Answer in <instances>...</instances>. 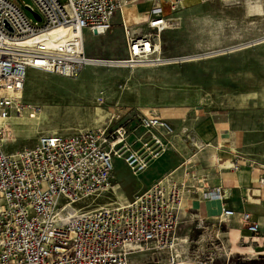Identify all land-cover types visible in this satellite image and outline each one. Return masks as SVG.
Listing matches in <instances>:
<instances>
[{"label":"built area","instance_id":"built-area-1","mask_svg":"<svg viewBox=\"0 0 264 264\" xmlns=\"http://www.w3.org/2000/svg\"><path fill=\"white\" fill-rule=\"evenodd\" d=\"M139 1L150 5L145 30L120 18L125 52L112 61L125 66L144 65L157 54L154 37L183 0H32L35 9L25 4L39 20L15 0H0V134L6 120L25 110L20 98L30 70L70 77L84 62H97L84 56V33L104 34L122 6ZM55 27L63 30L50 35ZM121 117V110H112L103 127L41 134L32 147L13 152L0 138V264H129L126 255L132 252L172 249L184 199L197 193L192 173L189 180L163 175L130 200L88 208L112 190L114 159L135 176L173 147L174 129L160 116L140 114L133 127ZM228 166L235 168V161ZM254 180L263 183L261 177ZM200 193L224 195L219 186ZM234 214L223 206L217 220ZM239 221L264 250L257 222L248 212H241ZM168 256L162 264H187L178 254Z\"/></svg>","mask_w":264,"mask_h":264},{"label":"rangeland","instance_id":"rangeland-1","mask_svg":"<svg viewBox=\"0 0 264 264\" xmlns=\"http://www.w3.org/2000/svg\"><path fill=\"white\" fill-rule=\"evenodd\" d=\"M15 1L32 18L24 9L25 4L35 9L32 0ZM190 1L169 14L166 28L154 37L157 54L144 65L112 61L124 56L122 30L114 22L102 36L83 35L84 56L97 59L96 64H84L70 77L30 70L20 98L25 108L20 120L11 117L3 123L5 150L32 147L41 134L103 127L112 110H121V123L131 127L140 114L165 119L176 134L173 147L135 176L114 159L112 190L94 198L88 206L94 208L132 199L179 165L186 172L191 165L203 170L209 148L194 133L199 117L225 118L243 133L252 128L264 132V0ZM125 9L121 14L127 20L130 10ZM235 227L228 221L200 219L187 203L173 232L172 249L138 254L131 264H162L168 252L187 264H253L264 258L262 247L254 249L251 239L238 236Z\"/></svg>","mask_w":264,"mask_h":264},{"label":"crops","instance_id":"crops-1","mask_svg":"<svg viewBox=\"0 0 264 264\" xmlns=\"http://www.w3.org/2000/svg\"><path fill=\"white\" fill-rule=\"evenodd\" d=\"M149 6V2L145 1L126 4L122 8L130 10L128 19L124 20L121 12L115 13L111 18V25L116 22L121 29L120 18L129 27L144 25ZM140 16L141 18L133 25L132 22ZM141 29L145 30V27ZM114 35L112 32V36ZM193 127L195 136L204 143V147L209 148V151L203 157L206 160L203 170L194 169L191 165L186 172L184 165H179L171 173L186 177L189 172L196 178L194 185L197 193L184 199V205L189 203L194 215L200 219H217L223 206L232 209L235 214L227 221L231 226H236L238 236H247L239 221V214L248 212L251 220L257 222L259 229L264 231V132L252 128V132L243 133L244 129L232 128L225 118L211 116L199 117ZM233 161L236 164L235 168L228 166ZM189 177L190 175L187 176L188 180ZM256 177H261L263 183L260 185L256 183L254 180ZM216 186H219L224 194L220 198L201 195L200 192H206ZM235 229L231 230L232 233ZM252 242L254 249L261 247L255 241Z\"/></svg>","mask_w":264,"mask_h":264},{"label":"bare ground","instance_id":"bare-ground-1","mask_svg":"<svg viewBox=\"0 0 264 264\" xmlns=\"http://www.w3.org/2000/svg\"><path fill=\"white\" fill-rule=\"evenodd\" d=\"M187 2V3H186ZM191 1L190 0H183L182 1V6L185 4V6L184 7H186L187 5H188V3H190ZM196 2H200V1H198V0H196ZM259 4V3H258ZM252 5V4H251ZM181 6V7H182ZM188 6H190V5H188ZM254 7H256L257 8V6L256 5H254ZM250 9V8H249ZM124 11H126V9L124 10ZM63 30V28L62 27H55V28H52V30L49 32L50 33V35H54V34H56V33H59V32H61ZM97 62L96 61H94V60H90V61H86V62H84L83 64H85V65H94V64H96ZM21 117V116H20ZM18 118H19V116H18ZM6 126V125H5ZM4 127V126H3ZM147 252H155V250H142V251H137V252H132V253H130V254H127L126 255V260H127V263H132V258H133V256H137L138 254H141V253H147Z\"/></svg>","mask_w":264,"mask_h":264},{"label":"trees","instance_id":"trees-1","mask_svg":"<svg viewBox=\"0 0 264 264\" xmlns=\"http://www.w3.org/2000/svg\"><path fill=\"white\" fill-rule=\"evenodd\" d=\"M251 263H253V264H264V258L262 256H260L258 260H253Z\"/></svg>","mask_w":264,"mask_h":264},{"label":"water","instance_id":"water-1","mask_svg":"<svg viewBox=\"0 0 264 264\" xmlns=\"http://www.w3.org/2000/svg\"><path fill=\"white\" fill-rule=\"evenodd\" d=\"M24 9H26L27 11H29V8H27L26 6H24ZM29 12L32 15V17H34L35 19L39 20V16L37 15L36 12H33V11H29Z\"/></svg>","mask_w":264,"mask_h":264}]
</instances>
